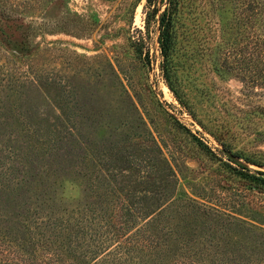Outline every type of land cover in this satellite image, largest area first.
I'll use <instances>...</instances> for the list:
<instances>
[{
  "label": "rangeland",
  "instance_id": "obj_1",
  "mask_svg": "<svg viewBox=\"0 0 264 264\" xmlns=\"http://www.w3.org/2000/svg\"><path fill=\"white\" fill-rule=\"evenodd\" d=\"M257 1L182 0L173 93L144 0H3L0 244L50 216L97 229L124 202L140 245L264 261V190L240 174L264 177V79L240 66Z\"/></svg>",
  "mask_w": 264,
  "mask_h": 264
},
{
  "label": "trees",
  "instance_id": "obj_2",
  "mask_svg": "<svg viewBox=\"0 0 264 264\" xmlns=\"http://www.w3.org/2000/svg\"><path fill=\"white\" fill-rule=\"evenodd\" d=\"M2 1L0 0V3ZM140 1L136 0V3ZM181 6L182 0H144L142 8L145 14V31L149 33L151 26L155 24L161 71L167 87L173 93L174 89L170 81V75L175 72L174 66H176L173 57L179 36L183 35V31L180 30L183 26ZM245 23L249 28L245 36L248 42L241 51L243 56L240 60V66L242 64L240 68L243 73H257L258 82L263 83L261 80L264 79V0L257 1L256 13L247 15ZM256 25L257 31L253 30V26ZM133 43L136 51L142 50L139 41ZM175 97L178 99L176 95ZM178 100L183 104L180 99ZM240 174L254 187L264 190V177ZM257 174L264 176V173ZM120 209L125 211L123 215H114L105 220L104 224H101V221L96 222L97 229L104 228L105 231L102 236L99 235L95 239L92 236L97 229H93L92 222L87 219L70 221L61 217L53 219L51 216L46 220H39L33 231L29 232L31 236L27 239L21 236V240L15 239L17 241L11 243L1 235L3 238L0 244V264H134L133 255L140 252L143 254L142 257H148L149 261L156 260L154 264H210L196 259L195 253L188 249L178 254L183 256L182 258L174 259L167 255V250L162 247L140 245L143 235L141 230L135 231L132 236L127 234L131 224L127 204L123 202ZM85 241H90L91 244L86 246L88 249L83 253L80 251V245ZM111 241L116 242L114 246L105 248ZM4 257L6 259L3 260ZM216 264L221 262L217 259ZM258 264H264V261Z\"/></svg>",
  "mask_w": 264,
  "mask_h": 264
}]
</instances>
